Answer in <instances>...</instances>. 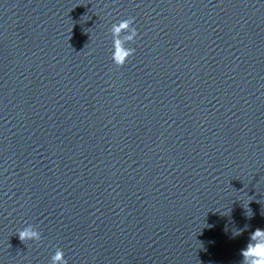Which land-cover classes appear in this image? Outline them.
<instances>
[{"label":"water","instance_id":"95a60500","mask_svg":"<svg viewBox=\"0 0 264 264\" xmlns=\"http://www.w3.org/2000/svg\"><path fill=\"white\" fill-rule=\"evenodd\" d=\"M255 228L264 0H0V264H240Z\"/></svg>","mask_w":264,"mask_h":264},{"label":"clouds","instance_id":"9594fccd","mask_svg":"<svg viewBox=\"0 0 264 264\" xmlns=\"http://www.w3.org/2000/svg\"><path fill=\"white\" fill-rule=\"evenodd\" d=\"M132 23L131 18H126L113 23L109 29L112 35L111 59L116 66H121L133 51V49L124 46L126 42H130L136 35V30L132 27ZM123 30H126L127 34L120 37L119 34ZM248 210L250 214L247 216L251 217L252 212L250 209ZM247 227L248 225L245 224L243 228L235 229V235H232H239ZM15 234L22 242L38 241L40 239V233L31 225L18 229ZM239 254L242 257L240 264H264V228H255L249 233L247 243L240 249ZM49 264H67L61 249L56 248L50 256Z\"/></svg>","mask_w":264,"mask_h":264}]
</instances>
